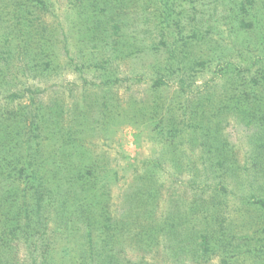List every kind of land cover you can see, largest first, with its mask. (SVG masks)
I'll return each mask as SVG.
<instances>
[{
	"label": "rangeland",
	"instance_id": "rangeland-1",
	"mask_svg": "<svg viewBox=\"0 0 264 264\" xmlns=\"http://www.w3.org/2000/svg\"><path fill=\"white\" fill-rule=\"evenodd\" d=\"M4 225L0 264H264V0H0Z\"/></svg>",
	"mask_w": 264,
	"mask_h": 264
},
{
	"label": "trees",
	"instance_id": "trees-1",
	"mask_svg": "<svg viewBox=\"0 0 264 264\" xmlns=\"http://www.w3.org/2000/svg\"><path fill=\"white\" fill-rule=\"evenodd\" d=\"M240 98L243 99V100H248L249 96L246 94V97H244L242 95V96H240ZM254 99H255V97H254ZM15 169L13 170L15 178H13L12 180H19V181H23L24 180V185H29V183H33V182H31V175H30V179L28 178V174H27V172H29L28 165L25 166L24 168L18 169L16 171L17 173L15 172ZM29 174H30V172H29ZM32 178H34V177H32ZM29 200H30L29 203L32 205L33 210L31 212H29V211H25L24 212L21 209V207H19L18 211L16 212L17 216L16 215L14 216V220L16 219V217H18L17 219L19 220V222H24V223L27 222V225L28 226L30 225V228H31L32 226L36 227V226H38L39 224L42 223V215H41L40 211H41V207L43 205L42 204L43 198L39 194V192H37V190H35L34 192L30 193V199ZM34 207H35V210H34ZM23 213L24 214L26 213V216L24 215V216L21 217V215H23ZM30 214H32V215L29 217ZM34 219H35V221H34ZM8 223H9V221H8ZM10 227H11V225H4L1 228V230H0V239L3 238L2 235L4 233L8 234L7 229H9Z\"/></svg>",
	"mask_w": 264,
	"mask_h": 264
}]
</instances>
